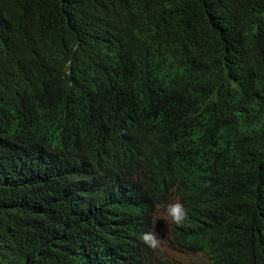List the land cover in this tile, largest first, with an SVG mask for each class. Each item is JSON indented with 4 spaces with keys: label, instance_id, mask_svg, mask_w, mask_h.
<instances>
[{
    "label": "trees",
    "instance_id": "1",
    "mask_svg": "<svg viewBox=\"0 0 264 264\" xmlns=\"http://www.w3.org/2000/svg\"><path fill=\"white\" fill-rule=\"evenodd\" d=\"M174 198L167 249L264 264V0H0V264H168Z\"/></svg>",
    "mask_w": 264,
    "mask_h": 264
},
{
    "label": "clouds",
    "instance_id": "2",
    "mask_svg": "<svg viewBox=\"0 0 264 264\" xmlns=\"http://www.w3.org/2000/svg\"><path fill=\"white\" fill-rule=\"evenodd\" d=\"M129 136V135H128ZM124 137L126 140L128 137L124 133ZM134 140H130V143ZM101 184V183H100ZM123 183H119L118 187H122ZM219 192V188H211L209 191L203 192L202 197H198L196 207H195V218L194 223L198 228L203 230L204 232H210L211 224L213 221V216L215 213L216 208V195ZM188 207L183 203L179 202L177 198H174L173 201L169 202V204L166 207L165 212L159 211L156 214L155 217V232H145L141 234L140 239L142 242L147 245L150 248H156L158 246L159 248V254H163L164 258L168 254L167 251H172L166 248L165 241L166 238L170 235V229L171 227H174V236L177 242L179 243V239L177 237V233H180L183 229L187 228L189 226L188 221ZM163 214V215H162ZM165 233V234H164ZM176 253V252H175ZM177 255H202L203 253H185V254H179ZM205 258V261L202 260L200 264H204L207 262V258Z\"/></svg>",
    "mask_w": 264,
    "mask_h": 264
},
{
    "label": "rangeland",
    "instance_id": "3",
    "mask_svg": "<svg viewBox=\"0 0 264 264\" xmlns=\"http://www.w3.org/2000/svg\"><path fill=\"white\" fill-rule=\"evenodd\" d=\"M166 253L168 255L165 256V259L168 261V264H200L202 260L205 261V258L202 255H181L179 256L177 255V253L172 252V251H167Z\"/></svg>",
    "mask_w": 264,
    "mask_h": 264
}]
</instances>
